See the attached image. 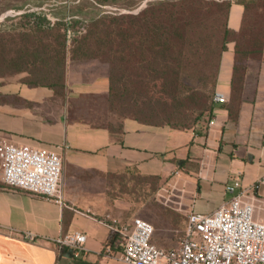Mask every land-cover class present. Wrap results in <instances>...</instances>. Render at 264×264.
Masks as SVG:
<instances>
[{
  "label": "crops",
  "instance_id": "obj_1",
  "mask_svg": "<svg viewBox=\"0 0 264 264\" xmlns=\"http://www.w3.org/2000/svg\"><path fill=\"white\" fill-rule=\"evenodd\" d=\"M243 13L234 2L230 29L240 30ZM67 64L63 93L29 86L28 72L0 86V142L57 150L63 158L62 203L11 190L0 180V264H126L120 234L109 225L117 220L120 229L134 218L124 222L127 207L110 200L111 175L164 178L168 201L189 214L216 211L232 198L225 187L237 180L250 196L264 199V59L248 63L235 116V52L229 45L215 89L228 102H214L212 118L187 131L120 118L109 104V66L70 57ZM173 230L163 238L154 233V245L172 249L167 241ZM73 232L87 236V253L80 257L57 244Z\"/></svg>",
  "mask_w": 264,
  "mask_h": 264
},
{
  "label": "trees",
  "instance_id": "obj_2",
  "mask_svg": "<svg viewBox=\"0 0 264 264\" xmlns=\"http://www.w3.org/2000/svg\"><path fill=\"white\" fill-rule=\"evenodd\" d=\"M239 2L244 7L239 31L229 28L233 5L229 1L151 2L138 14L84 21V30L77 32L74 25L81 20L52 24L36 13H26L2 23L4 38L8 37L3 39L4 53L12 56L11 62L27 60V67L14 72L30 73L31 80H25L29 86L59 93L68 86L69 57L107 64L109 104L115 114L147 125L192 130L212 118L220 64L229 45L235 52L230 108L235 116L243 103L248 63L264 59V0ZM11 20L14 24L9 25ZM16 38L20 49L6 52V45H17ZM177 103L183 106L181 112L173 109ZM127 176L164 181L134 172L111 175L109 181Z\"/></svg>",
  "mask_w": 264,
  "mask_h": 264
},
{
  "label": "built area",
  "instance_id": "obj_3",
  "mask_svg": "<svg viewBox=\"0 0 264 264\" xmlns=\"http://www.w3.org/2000/svg\"><path fill=\"white\" fill-rule=\"evenodd\" d=\"M214 102L226 104L221 93ZM1 182L11 190L62 203L63 158L59 151L0 142ZM264 183V180L262 181ZM232 198L210 214L190 213L180 247L154 245V226L134 218L111 229L123 242L120 259L126 264H264V199L250 196L237 180L225 187ZM107 220H110L109 217ZM106 224V223H105ZM27 238L34 239L28 235ZM87 236L73 232L57 240L76 256L87 253Z\"/></svg>",
  "mask_w": 264,
  "mask_h": 264
},
{
  "label": "rangeland",
  "instance_id": "obj_4",
  "mask_svg": "<svg viewBox=\"0 0 264 264\" xmlns=\"http://www.w3.org/2000/svg\"><path fill=\"white\" fill-rule=\"evenodd\" d=\"M160 1L164 0H0V86L10 77L18 75L14 71L21 67H27V60L23 58L20 61L11 62L12 56L9 53L5 56L3 39L8 37L4 38L1 28L5 18L13 19L20 14L36 13L40 17L47 18L48 21L51 20L52 24L64 20H81L82 23L74 25V31L77 32L84 30V26L87 25L84 21L90 22L91 19L101 15L138 14L149 3ZM211 1L234 3L245 0ZM8 24L12 25L14 22ZM72 33L70 40L74 37ZM75 35L77 36V33ZM16 43L17 45H6L5 51L19 50L20 41L17 38ZM176 105L178 107L173 108L175 112H181L183 110L182 104L177 103ZM187 115L189 116V114ZM119 117L122 118V116ZM185 118L189 119L187 116ZM1 170L0 168V172ZM164 183L165 180L159 182L133 179L131 176H127L126 179H114L110 182V200L122 202L127 207L122 215L124 222L132 218H142L154 226L155 235L159 234L161 238L169 228L174 229V232L169 233L170 236L167 241V248H173L179 245L184 237L189 213L179 212L173 208L175 204L168 201L171 191L164 188Z\"/></svg>",
  "mask_w": 264,
  "mask_h": 264
},
{
  "label": "water",
  "instance_id": "obj_5",
  "mask_svg": "<svg viewBox=\"0 0 264 264\" xmlns=\"http://www.w3.org/2000/svg\"><path fill=\"white\" fill-rule=\"evenodd\" d=\"M3 17H6V16H3ZM73 254H74L73 250H70V251H69V255H70V256H73Z\"/></svg>",
  "mask_w": 264,
  "mask_h": 264
}]
</instances>
